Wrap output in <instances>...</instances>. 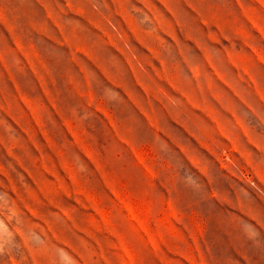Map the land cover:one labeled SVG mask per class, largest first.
Listing matches in <instances>:
<instances>
[{"label": "rangeland", "instance_id": "obj_1", "mask_svg": "<svg viewBox=\"0 0 264 264\" xmlns=\"http://www.w3.org/2000/svg\"><path fill=\"white\" fill-rule=\"evenodd\" d=\"M0 264H264V0H0Z\"/></svg>", "mask_w": 264, "mask_h": 264}]
</instances>
